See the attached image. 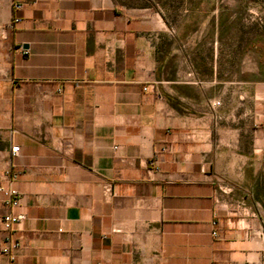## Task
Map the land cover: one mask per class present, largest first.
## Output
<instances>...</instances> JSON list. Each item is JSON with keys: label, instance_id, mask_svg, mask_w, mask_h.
<instances>
[{"label": "crops", "instance_id": "crops-1", "mask_svg": "<svg viewBox=\"0 0 264 264\" xmlns=\"http://www.w3.org/2000/svg\"><path fill=\"white\" fill-rule=\"evenodd\" d=\"M18 1L0 0L12 264H264V0Z\"/></svg>", "mask_w": 264, "mask_h": 264}, {"label": "built area", "instance_id": "built-area-1", "mask_svg": "<svg viewBox=\"0 0 264 264\" xmlns=\"http://www.w3.org/2000/svg\"><path fill=\"white\" fill-rule=\"evenodd\" d=\"M12 7L14 10H19L21 8V3L18 0H13ZM20 21H21L20 17L13 18V22H20ZM214 104L217 105L219 104V102L216 101ZM162 150H164V148ZM148 164L152 165L155 170H158V167L156 166L155 155L148 161ZM5 176L9 182V186L6 188L0 187V191L3 195V204L7 208V211L0 219V223L5 233L1 251L8 258L7 264H12L15 258V250L19 247V242L14 239L12 232L14 230L15 224L22 216L13 215L11 213V209L17 206L20 201V196L18 194V191L12 186L13 182L16 180V173L11 171L10 169H7L5 171ZM105 191L108 194H111V188L109 185L105 186ZM213 224L215 225L216 222L214 221ZM212 235L216 236L217 232L215 230L212 231Z\"/></svg>", "mask_w": 264, "mask_h": 264}]
</instances>
